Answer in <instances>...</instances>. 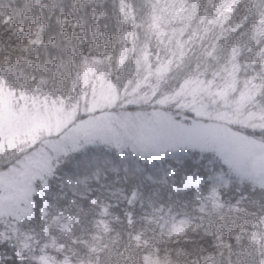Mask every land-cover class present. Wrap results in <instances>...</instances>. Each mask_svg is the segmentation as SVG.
Listing matches in <instances>:
<instances>
[{
	"label": "trees",
	"instance_id": "1",
	"mask_svg": "<svg viewBox=\"0 0 264 264\" xmlns=\"http://www.w3.org/2000/svg\"><path fill=\"white\" fill-rule=\"evenodd\" d=\"M224 1L0 0V85L43 97L12 86L36 57L54 71L66 64L78 94L83 69L99 60L120 91L148 65L170 62L160 96L187 79L217 86L233 65L264 110V0H234L225 11ZM38 28L43 42L31 45ZM34 186L30 215L0 218V264H43V254L58 264H147L151 252L172 264L264 260V185L232 176L209 153L148 163L90 145L60 157Z\"/></svg>",
	"mask_w": 264,
	"mask_h": 264
},
{
	"label": "rangeland",
	"instance_id": "2",
	"mask_svg": "<svg viewBox=\"0 0 264 264\" xmlns=\"http://www.w3.org/2000/svg\"><path fill=\"white\" fill-rule=\"evenodd\" d=\"M233 2L225 0L224 11ZM42 42L43 30L38 28L30 44ZM179 47L185 50V45ZM169 63L148 65L139 81L121 91L105 76L103 61L89 64L76 84L79 100L71 107L61 98L49 102L1 84L0 166L19 159L0 172V218L30 215L35 182L63 155L96 144L129 152L148 163L181 151L209 153L232 176L264 185V110L255 100L253 83L239 87L232 65L217 86L187 79L176 91L160 96L159 82L170 70ZM261 66L263 71L264 59ZM42 134L47 139L37 144ZM28 144L37 147L16 155L18 146ZM68 225L63 222L61 228L66 230ZM41 261L59 263L48 254ZM145 262L172 264L155 252L147 254Z\"/></svg>",
	"mask_w": 264,
	"mask_h": 264
},
{
	"label": "clouds",
	"instance_id": "3",
	"mask_svg": "<svg viewBox=\"0 0 264 264\" xmlns=\"http://www.w3.org/2000/svg\"><path fill=\"white\" fill-rule=\"evenodd\" d=\"M103 2V0H101ZM100 16L106 18L107 12L101 8ZM56 58L53 57V60ZM9 67L19 68L18 65ZM19 72L23 73V69H19ZM35 77V78H33ZM71 78V72L69 71L66 64H60L54 71L49 67V62L45 60L43 63L40 62L39 57H36V66L29 67V71L21 75L18 80L12 82V86L16 87L18 91H26L31 95L46 97L49 102L53 98L59 101L61 96L65 97L67 106L71 107L79 100V94L68 87V80ZM47 139L46 134H42L37 144H42ZM19 151L16 155L27 153L30 149L37 147V145L28 144L20 145Z\"/></svg>",
	"mask_w": 264,
	"mask_h": 264
}]
</instances>
